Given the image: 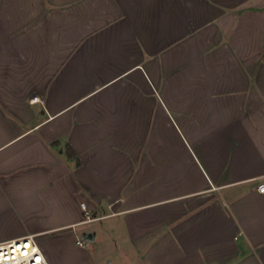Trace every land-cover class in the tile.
I'll return each instance as SVG.
<instances>
[{
    "label": "crops",
    "instance_id": "1",
    "mask_svg": "<svg viewBox=\"0 0 264 264\" xmlns=\"http://www.w3.org/2000/svg\"><path fill=\"white\" fill-rule=\"evenodd\" d=\"M263 177L264 0H0V242L264 264Z\"/></svg>",
    "mask_w": 264,
    "mask_h": 264
},
{
    "label": "built area",
    "instance_id": "2",
    "mask_svg": "<svg viewBox=\"0 0 264 264\" xmlns=\"http://www.w3.org/2000/svg\"><path fill=\"white\" fill-rule=\"evenodd\" d=\"M33 101L38 100L34 97ZM257 191L264 193V177L257 186ZM82 207L85 212V221H94L99 219L86 208L83 202ZM80 245L83 241L78 240ZM0 264H48L45 255L40 248L34 235H27L18 239L0 242Z\"/></svg>",
    "mask_w": 264,
    "mask_h": 264
},
{
    "label": "water",
    "instance_id": "3",
    "mask_svg": "<svg viewBox=\"0 0 264 264\" xmlns=\"http://www.w3.org/2000/svg\"><path fill=\"white\" fill-rule=\"evenodd\" d=\"M88 238L90 239V238H91V236H90V235H88Z\"/></svg>",
    "mask_w": 264,
    "mask_h": 264
}]
</instances>
